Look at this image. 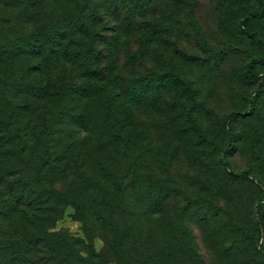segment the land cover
<instances>
[{"label":"rangeland","instance_id":"obj_1","mask_svg":"<svg viewBox=\"0 0 264 264\" xmlns=\"http://www.w3.org/2000/svg\"><path fill=\"white\" fill-rule=\"evenodd\" d=\"M56 4L54 14L50 0H0L3 44L10 47L26 31L49 33L61 24L91 47L89 63H65L62 84L81 87L62 105L82 120L107 117L114 129H124L127 146L73 148L68 167L71 174L81 167L129 190L126 214H104L97 217L101 224L90 220V240L79 219L91 208L87 198L78 201L79 214L66 205L52 231L73 238L91 264L264 263V224L255 216L257 203L264 201V54L243 26L255 0ZM250 31L264 48V14L252 20ZM250 62L258 74L254 83L244 77ZM30 63L18 56L2 77L30 70ZM165 71L185 84L153 78ZM55 104L31 109L48 118L47 112L59 109ZM230 133L234 141L228 148ZM8 149L0 143V162H7ZM6 208L0 202L1 211ZM21 220L20 213L12 220L0 215V241L18 235ZM116 237L123 240L118 249L109 243ZM46 261L43 251L33 259L55 264Z\"/></svg>","mask_w":264,"mask_h":264},{"label":"trees","instance_id":"obj_2","mask_svg":"<svg viewBox=\"0 0 264 264\" xmlns=\"http://www.w3.org/2000/svg\"><path fill=\"white\" fill-rule=\"evenodd\" d=\"M255 3L256 9L244 18L243 26L245 34L262 48L264 54L263 41L250 31L252 20L264 14V0H255ZM50 6V10L57 14L59 7L56 0H50ZM85 33L91 36L87 27ZM3 40L0 35V143L7 144L9 149L7 162H0V202L7 204V211L0 209V215L1 220H12L14 214L20 213L22 220L18 235L0 241V264H34V256L42 251L48 255L45 263L53 260L55 264H91L89 258L75 249L73 238L52 229L66 205H72L79 214L78 201L91 199L89 209L93 210L92 213L88 209L84 217H79L84 224L86 239L90 240L91 233L87 228L90 220L93 224H101L105 221L101 222L98 218L104 214L109 218L126 214L129 188L120 182L112 186L114 182L110 177L98 178L81 167H75L71 174L68 156L71 149H79L86 144L100 150L110 147L125 150V131L114 129L107 117L82 120L62 105L71 101L72 94L79 93L81 87L74 82H70L68 87L62 84L65 63L79 60L89 63L88 56L92 50L77 41L73 31L55 24L49 33L26 31L25 35L16 37L10 47L3 44ZM18 56L31 61L30 70L25 69L22 74L14 71L9 77H2L7 63ZM252 64L245 65L244 77L254 83L258 74L251 71ZM53 72H56L57 81L51 80ZM44 76L46 80L42 79ZM153 78L185 84L170 71L154 72ZM190 96L193 98L192 91ZM52 103H56L59 109L47 112L48 118L38 114L40 111L35 108L31 109L35 104L36 107L40 104L47 108ZM69 138H72L71 141H67ZM228 138L227 146L230 148L234 135L230 133ZM223 164L227 165L225 161ZM237 176L243 174L237 173ZM255 216L263 225L264 201L257 203ZM111 230L115 232L114 227ZM109 243L110 247L118 249L123 240L116 237ZM91 255L103 258L100 254Z\"/></svg>","mask_w":264,"mask_h":264}]
</instances>
